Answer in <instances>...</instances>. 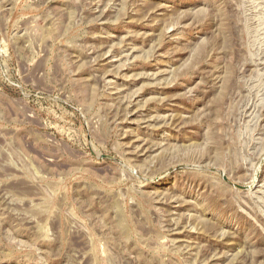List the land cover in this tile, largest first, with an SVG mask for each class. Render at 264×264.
I'll use <instances>...</instances> for the list:
<instances>
[{
    "label": "rangeland",
    "instance_id": "1",
    "mask_svg": "<svg viewBox=\"0 0 264 264\" xmlns=\"http://www.w3.org/2000/svg\"><path fill=\"white\" fill-rule=\"evenodd\" d=\"M0 264H264V0H0Z\"/></svg>",
    "mask_w": 264,
    "mask_h": 264
},
{
    "label": "water",
    "instance_id": "2",
    "mask_svg": "<svg viewBox=\"0 0 264 264\" xmlns=\"http://www.w3.org/2000/svg\"><path fill=\"white\" fill-rule=\"evenodd\" d=\"M224 179L226 180V178L224 177Z\"/></svg>",
    "mask_w": 264,
    "mask_h": 264
}]
</instances>
